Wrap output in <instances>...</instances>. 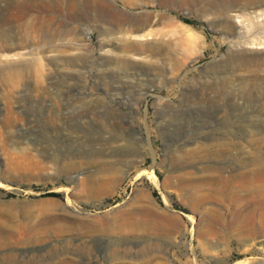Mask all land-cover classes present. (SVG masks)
I'll list each match as a JSON object with an SVG mask.
<instances>
[{
    "label": "rangeland",
    "instance_id": "1",
    "mask_svg": "<svg viewBox=\"0 0 264 264\" xmlns=\"http://www.w3.org/2000/svg\"><path fill=\"white\" fill-rule=\"evenodd\" d=\"M114 2L145 28L0 0V264H264V233L206 230L221 202L180 177L245 112L264 136V0Z\"/></svg>",
    "mask_w": 264,
    "mask_h": 264
},
{
    "label": "bare ground",
    "instance_id": "2",
    "mask_svg": "<svg viewBox=\"0 0 264 264\" xmlns=\"http://www.w3.org/2000/svg\"><path fill=\"white\" fill-rule=\"evenodd\" d=\"M96 1L100 2L98 11L102 16H105L113 28L119 29L120 32L128 34L131 31L135 32L145 28L146 19L140 21L134 17L130 18L129 13L119 8L114 0ZM70 5L71 0H67L68 9H70ZM79 15H81V9L69 11L71 18H80ZM127 18L133 20V23L128 26L124 23ZM39 19L40 16L37 20ZM9 36L13 38L11 35ZM6 40L2 39L1 44H5ZM261 98L252 97L250 99L255 101ZM243 114L244 120L251 122L248 126L252 125V128L248 129L245 141H237L231 136H221L210 142L198 143L196 146L186 149V155H183L186 158L197 160L200 164L199 167L204 172L196 174L188 171L180 174V177L188 178L196 175L195 177L202 181V186L208 189L203 197L207 199L211 197L221 202V207L204 208V213L207 215H203L207 225L206 230L217 234H228L232 237L252 238L259 233H264V150L260 144L261 140H264V136L261 138L254 136L256 131L253 126L256 125L252 123V116L255 114L253 112ZM260 133H264V130ZM209 158H212L213 161L207 162ZM151 262L153 261L151 260ZM151 262L148 264H152Z\"/></svg>",
    "mask_w": 264,
    "mask_h": 264
},
{
    "label": "trees",
    "instance_id": "3",
    "mask_svg": "<svg viewBox=\"0 0 264 264\" xmlns=\"http://www.w3.org/2000/svg\"><path fill=\"white\" fill-rule=\"evenodd\" d=\"M45 194H58L57 192H52V191H50V192H46Z\"/></svg>",
    "mask_w": 264,
    "mask_h": 264
}]
</instances>
